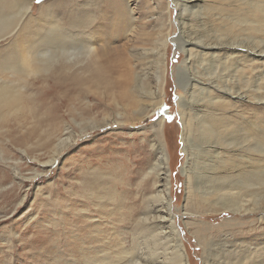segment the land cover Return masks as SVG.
<instances>
[{
	"label": "rangeland",
	"instance_id": "rangeland-1",
	"mask_svg": "<svg viewBox=\"0 0 264 264\" xmlns=\"http://www.w3.org/2000/svg\"><path fill=\"white\" fill-rule=\"evenodd\" d=\"M109 1L0 0V28H8L0 33V88L18 98L0 111V264L138 263L159 226L145 220L147 199L162 189L159 176H165L154 168L153 146L165 141L172 211L190 264H264V210L239 218L205 199L197 180L187 188L181 119L185 84L194 76L205 84L210 79L208 63L201 68L189 60L188 42L233 45V136L247 129L264 156V0H117L131 12L133 29L119 36L107 27L104 33L116 62L140 72L144 88L156 91L148 99L135 87L140 109L125 108L117 88L95 75L93 60L57 57L43 71L36 58L41 45L71 50L79 36L93 35L100 7ZM184 1L187 11L179 7ZM62 7L66 13L54 11ZM216 56L223 59L224 51ZM105 121L110 124L101 126ZM256 150L220 151L235 168L247 154L261 159ZM207 158L193 157L190 171ZM258 193L264 208V187ZM156 214L153 209L150 217Z\"/></svg>",
	"mask_w": 264,
	"mask_h": 264
},
{
	"label": "bare ground",
	"instance_id": "bare-ground-1",
	"mask_svg": "<svg viewBox=\"0 0 264 264\" xmlns=\"http://www.w3.org/2000/svg\"><path fill=\"white\" fill-rule=\"evenodd\" d=\"M98 3L100 4V2ZM96 4L97 3H95V5ZM258 5L259 4L255 6ZM63 7L60 9H57V7L54 11L57 14L63 13L65 11ZM179 7L182 11L189 10L185 1L182 2ZM100 8L102 14H100L99 17L97 16V21L93 24L95 26L91 24L93 26V32H91L93 35L86 36L83 40L80 39L79 36L77 42L74 44L76 46H73L71 50H56L53 47L41 45L36 58L38 61L40 60L39 64H42L41 69L43 71L50 69V66L56 62L57 57L68 60H93L96 63V67L93 70L95 75L104 83L113 85L117 88L120 97L124 99L123 101L126 104L124 105L125 108L130 107L140 109L142 104L140 103V99L136 97L137 94L134 92L135 87L148 99H150V96H156V91H150V89L144 88V79H142L140 72H136L134 68L129 67L122 60L118 63L116 62L117 57L115 58V54L113 53L114 50L107 44L108 40L111 41V38L108 36L106 38L104 33L105 29L108 27L115 33L119 31L120 36L131 30L134 19L132 18L131 12L123 8L117 0L104 2ZM93 9L95 10V6ZM256 9L258 8L256 7ZM91 17L94 18V15ZM7 29L8 28L2 26L0 28V33H4ZM87 34L85 33V35ZM97 41H102L101 45L98 47L99 49L95 46ZM223 45L224 44L212 45L201 41H189L186 49L183 48L188 54L189 60L195 59L196 62L202 66L201 68L205 67V63H208V68L204 69L207 71L206 74L210 79H208L207 84H205L204 80L198 76H194L189 80L188 84H185L184 78L181 74L179 75V83H183L186 86L185 96L181 98V119L184 132L182 146L187 156V163L182 167V172L186 178L188 189L192 186L193 181L195 182L197 180V182H199V190H201V194L205 199L209 200V202H212L213 205L218 206L223 211L240 214L239 218H243L248 216L252 211L264 210V208H260L262 206L263 196L261 197L258 193L260 192V189L264 187V156L263 150H259V147L261 146L258 145V147L256 144L250 142L249 131L247 129L241 130L243 134L241 138H234L233 136L235 132L234 129H232V116L229 115V109L231 106L230 100L233 98L234 94L232 93L233 86L228 80V75L233 71H229L228 69L232 66L230 63L234 61L230 53L233 52L234 49L232 48L233 45H227L226 47L229 46L228 48H224ZM220 51H224L225 56L223 59H219L216 56ZM249 51L250 50H246V52ZM251 54L253 55L256 53L252 52ZM250 65H252V63ZM220 67H223L224 69L221 70ZM37 70H40V68ZM135 76L136 78H134ZM157 78L162 86V80H160L159 76ZM219 81H223L222 86H220L221 83H219ZM134 83L136 84L134 85ZM214 91H217L220 95L215 94ZM162 92L164 93V90H162ZM17 99V96L12 95L9 89L0 88V111L3 107H8V105L13 104ZM161 104H163V102ZM160 111L163 112L160 125L162 124L165 126L164 113L166 112L163 108H161ZM216 112L220 114H216ZM109 122L110 121H105L101 126L110 124ZM92 123L93 124H90V126L94 125L95 128L101 127L98 124L96 126L94 122ZM259 123L256 125H259ZM111 126L125 128L124 123L114 122ZM95 128L93 127L90 132ZM256 129L260 130V128ZM195 132L197 133L196 137L199 141L198 144L195 141V136L193 137ZM89 133L86 131L87 135ZM164 133L165 132H163L162 135ZM257 137H259V135H257ZM66 141L70 144H74V141L71 139ZM61 145H65L64 147L68 146L67 143L63 142L60 143V146ZM155 145L153 146V149L155 148V157L157 158V161L154 168L159 171H165V176L164 178L159 176V183L161 184L162 189L158 193L152 194L150 196L151 199H147L149 201L148 205L151 204V206L148 208L149 214L146 213L147 219L145 222L149 223V226L150 223L151 225L158 223L159 226L150 233V236L152 234L151 237H147L150 238V240H146L147 243L144 244V250L142 249L143 251L141 250V252L146 251L141 257H139V259H141L137 261L138 263L136 264H190V259L185 252V246H183L184 244L172 211L171 195L169 191L171 158L168 153L166 141L162 144H158L157 147H155ZM253 145L257 148L256 153H261V159L258 158V160H252L248 157L249 154H247L246 163L242 165L240 164V166L234 168L232 163H229L230 160H228V157L221 156L222 154L220 150H224L223 153L225 152L228 156L230 153H232L233 156H236L243 150L247 153ZM212 146H214V148H212ZM59 151L61 152V150ZM212 155H215V157H212ZM202 156H207L209 162H203V164L199 163V165H195L196 169L192 168L193 171H190V166L194 160L192 158H201ZM227 160L229 164L227 163ZM134 162L136 163V161ZM217 162H220V164ZM139 174L140 173H138V175ZM146 176H150V173ZM205 183L207 186L204 185ZM257 193L259 195H257ZM249 198L251 199L250 201L248 200ZM250 205L257 208L251 209L248 207ZM153 209L154 211H157L156 215L158 216H156V219H153L154 216L152 218L150 217V213ZM156 221L157 223H155ZM144 256L145 258H143ZM260 256L261 255L258 256V259H260ZM132 257L133 259H131L135 260L134 256ZM148 258H150V260ZM261 262V260H258L256 264H261Z\"/></svg>",
	"mask_w": 264,
	"mask_h": 264
},
{
	"label": "snow or ice",
	"instance_id": "snow-or-ice-1",
	"mask_svg": "<svg viewBox=\"0 0 264 264\" xmlns=\"http://www.w3.org/2000/svg\"><path fill=\"white\" fill-rule=\"evenodd\" d=\"M42 2V0H36V3L37 4H39V3H41Z\"/></svg>",
	"mask_w": 264,
	"mask_h": 264
}]
</instances>
